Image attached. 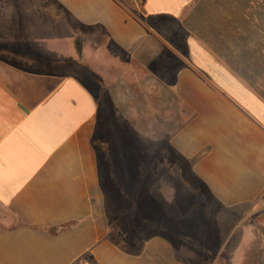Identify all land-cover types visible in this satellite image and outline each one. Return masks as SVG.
Here are the masks:
<instances>
[{
    "label": "crops",
    "instance_id": "1",
    "mask_svg": "<svg viewBox=\"0 0 264 264\" xmlns=\"http://www.w3.org/2000/svg\"><path fill=\"white\" fill-rule=\"evenodd\" d=\"M126 102L178 121L221 208L264 211V0H0V264H222L168 226L110 239L96 133Z\"/></svg>",
    "mask_w": 264,
    "mask_h": 264
},
{
    "label": "rangeland",
    "instance_id": "2",
    "mask_svg": "<svg viewBox=\"0 0 264 264\" xmlns=\"http://www.w3.org/2000/svg\"><path fill=\"white\" fill-rule=\"evenodd\" d=\"M125 106L132 110L102 129L104 162L120 192L107 203L113 231L119 225L126 245L137 247L138 240L157 231L156 226H168L172 232L166 234L177 235L181 229L182 239L207 251L211 260L220 253L216 260L222 264H264V211L229 213L221 208L166 146L165 134L178 121L167 123L163 112L159 119L145 117L133 103ZM252 223L256 226H243Z\"/></svg>",
    "mask_w": 264,
    "mask_h": 264
},
{
    "label": "trees",
    "instance_id": "3",
    "mask_svg": "<svg viewBox=\"0 0 264 264\" xmlns=\"http://www.w3.org/2000/svg\"><path fill=\"white\" fill-rule=\"evenodd\" d=\"M103 122L104 119L101 121L100 118V122L98 124V131L96 133L98 135V140H96V148L99 150V152L101 151L99 154L100 160H102L100 163V171H101V179H102L101 184L108 203L116 199L117 195H119L120 192L118 190L119 188L113 182L114 180H112V176L111 173L109 172V168H107L106 166V162L103 161L104 160L103 155H105V151L101 150V146L104 145V143L102 137H99V134H102V129H103L102 125L104 124ZM115 228L117 231H113L114 228H112V230L110 231V239L114 240V242L118 245L122 243V245L119 246L127 253L137 252L138 250L137 247L126 245V240H125L126 238L122 233L121 227L117 225Z\"/></svg>",
    "mask_w": 264,
    "mask_h": 264
},
{
    "label": "flooded vegetation",
    "instance_id": "4",
    "mask_svg": "<svg viewBox=\"0 0 264 264\" xmlns=\"http://www.w3.org/2000/svg\"><path fill=\"white\" fill-rule=\"evenodd\" d=\"M99 137H102L103 138V134H99Z\"/></svg>",
    "mask_w": 264,
    "mask_h": 264
}]
</instances>
